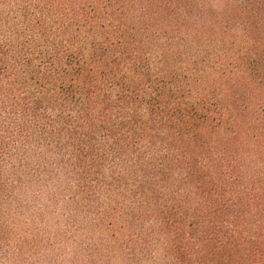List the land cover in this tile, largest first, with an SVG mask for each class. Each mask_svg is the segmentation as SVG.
<instances>
[{
	"label": "trees",
	"instance_id": "16d2710c",
	"mask_svg": "<svg viewBox=\"0 0 264 264\" xmlns=\"http://www.w3.org/2000/svg\"><path fill=\"white\" fill-rule=\"evenodd\" d=\"M0 264H264V0H0Z\"/></svg>",
	"mask_w": 264,
	"mask_h": 264
}]
</instances>
